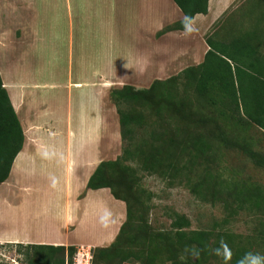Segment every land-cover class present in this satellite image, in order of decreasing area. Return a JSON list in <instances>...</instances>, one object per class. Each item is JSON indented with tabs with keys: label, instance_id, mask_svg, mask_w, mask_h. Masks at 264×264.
I'll return each mask as SVG.
<instances>
[{
	"label": "trees",
	"instance_id": "1",
	"mask_svg": "<svg viewBox=\"0 0 264 264\" xmlns=\"http://www.w3.org/2000/svg\"><path fill=\"white\" fill-rule=\"evenodd\" d=\"M173 1L185 17L164 27L158 37L186 30L182 23L186 17L193 21L209 10V0ZM248 4L251 9L227 14L215 36L206 39L210 49L201 64L167 80H155L147 89L125 85L111 91L122 154L97 166L86 191L110 189L116 200L126 204V220L109 246L92 250L93 264H224L213 254L221 240L229 250L227 264H253L256 255L264 258V187L226 179L210 168L225 149L237 150L264 168V154L248 134L253 126L264 131V54L260 51L264 0ZM250 15L256 18L247 32L243 23ZM24 143L22 124L0 75V186L10 177ZM139 171L158 175L169 184L190 175L193 193L213 206L221 204L223 218L210 229L187 231L191 220L175 214L170 230L156 231L149 223L151 208L136 187ZM243 210L251 214L254 226L239 234L228 226ZM16 247L23 264H72L77 253L75 246Z\"/></svg>",
	"mask_w": 264,
	"mask_h": 264
},
{
	"label": "crops",
	"instance_id": "2",
	"mask_svg": "<svg viewBox=\"0 0 264 264\" xmlns=\"http://www.w3.org/2000/svg\"><path fill=\"white\" fill-rule=\"evenodd\" d=\"M40 1L47 3V11L34 7L35 21L28 20L19 36L0 30V75L25 135L10 177L0 186V244L109 246L122 224L103 244L114 227L96 233L85 215L77 218L73 211L78 202L90 204L94 192L113 196L110 189H100L87 190L82 198L97 166L113 160L107 158L111 146L104 145L108 129L120 126L115 105L108 108L111 91L126 84L147 89L155 80L201 64L210 49L206 39L218 31L227 14L249 0H209L208 13L191 21L198 44L177 48L172 47V38L176 44L181 38L185 43L187 29L157 36L185 17L173 0H169L177 12L173 19L161 8L165 0H141L137 6L132 3L138 0ZM156 8L162 9L157 20ZM28 55L38 58L35 71L24 68ZM58 160L64 167L62 182H51L47 189L34 187L30 179L36 176L56 177L53 163ZM60 192L67 196L62 223L56 204ZM22 193L24 198L18 201L9 197ZM93 206L85 205L84 213ZM117 215L114 220L120 219Z\"/></svg>",
	"mask_w": 264,
	"mask_h": 264
},
{
	"label": "rangeland",
	"instance_id": "3",
	"mask_svg": "<svg viewBox=\"0 0 264 264\" xmlns=\"http://www.w3.org/2000/svg\"><path fill=\"white\" fill-rule=\"evenodd\" d=\"M140 1L141 0H138L132 4L135 3L137 6V4H139L138 2ZM170 3L171 2L169 0H165V8L162 5L161 8L166 10V12L171 16V19H173L175 18L174 13L177 12L174 6ZM34 7L40 10V13H44L48 8L47 3L41 2L40 0H29V2H26L25 0H0V30H11L19 36L22 32H24L28 20H30V22L35 21V13L33 12ZM161 8L155 9L156 20L160 18V13H162ZM243 8L245 11H247V9H251L250 4L248 3H246L244 7H241V9ZM255 18V16L253 17L250 15L244 20L245 22L243 24L247 32H249L250 28L252 27V24L249 22L255 21ZM219 29L220 28H218V30ZM186 37H188V41L184 43L183 39L181 38V42L177 44L175 41L176 38H172V40H174L171 42L173 43L171 44L172 47H185L186 44L188 47L189 45H197L199 42V39L192 31L188 32ZM260 42V51L264 54V39ZM155 47L157 54H161V52L158 51L160 44L156 43ZM38 64V58H35V56H25L24 68L35 71V69L38 68ZM1 66L2 59L0 52V68ZM109 101L108 108L110 109L112 103L110 97ZM248 134L250 138H252L257 144L258 150L264 154V131L256 126H253L251 129H249ZM104 145L108 149L109 145L111 146L110 149L112 153H108L107 158L111 157L113 160H116L122 154L123 143L121 139L120 126L108 129L107 138L104 142ZM61 162L62 161L58 160L53 163L56 177L50 179L47 176H36V178L30 179L34 182V187L47 189L49 185H51V182L52 184L56 183L57 181L61 183V173L64 171V167H61L63 164ZM206 164L209 166L211 165L209 161ZM211 166L212 167L210 168L213 169L215 173L219 171V174L226 179L232 181H245L246 183L264 187V168L255 166L252 161L247 159L243 153H240L237 150H223L219 157L218 163ZM205 167L206 165L203 164L201 166L202 170H205ZM137 175L139 178V184L136 185L137 190L142 194L144 204L151 208L149 214V223L156 231L170 230L172 223L171 217L175 214L186 215L191 220V226L187 229V231L210 229L215 221L222 219L224 216L223 208L219 206L221 204L213 206L209 202L202 201L193 193L192 188L194 179L190 175L180 178L176 177L172 184H169V180H164L158 175H149L143 171H139ZM86 192L87 191L84 193L87 194ZM18 194H10L9 197L11 196L13 198L11 199L12 201H18V198H24L23 193L21 195ZM47 198H49V195H47ZM66 198L67 196L64 193L60 192L57 194L58 202L56 204L60 223H62L65 219L66 208L63 204H65ZM112 198L109 197L107 191L94 192L90 198V204L94 205L92 210L89 211L90 215H86L84 213V206L90 205L86 204V202H78L77 205L79 207L75 208L73 213H75L77 218H81L83 215H85L87 217L85 221L88 227L93 228L96 233L102 234L103 232H109L111 228L114 227L109 233L114 235L115 232L117 233L120 225L126 220V205L124 202ZM29 200H31V197ZM32 200H35L33 196ZM99 200H101L100 202L102 204H95V202L97 203ZM120 211L122 213L117 215ZM239 213L240 216L233 220L228 227L233 232L246 234L250 231V229L253 228L254 223L252 222V218L249 217L251 214H249L247 210L239 211ZM115 215L119 216L120 219L114 220ZM86 223L84 222V226H86ZM84 238H86V236H84ZM110 240L103 242V244L106 242L109 243ZM81 247H76L77 251H79ZM83 247L86 248V251L91 249L92 252V250H94V248L90 246ZM22 261L23 256L18 253V248L16 245L0 244V262L6 264H23Z\"/></svg>",
	"mask_w": 264,
	"mask_h": 264
},
{
	"label": "clouds",
	"instance_id": "4",
	"mask_svg": "<svg viewBox=\"0 0 264 264\" xmlns=\"http://www.w3.org/2000/svg\"><path fill=\"white\" fill-rule=\"evenodd\" d=\"M182 23L188 31L192 30L191 18L186 17ZM213 254L217 255L218 257H221L224 261V264H227V261L230 259L229 250L227 249L226 242L223 240L220 241V246L213 250ZM261 260H264V258L260 257L259 255H256L253 258V264H261Z\"/></svg>",
	"mask_w": 264,
	"mask_h": 264
},
{
	"label": "built area",
	"instance_id": "5",
	"mask_svg": "<svg viewBox=\"0 0 264 264\" xmlns=\"http://www.w3.org/2000/svg\"><path fill=\"white\" fill-rule=\"evenodd\" d=\"M72 264H93V254L91 249L86 251V248L82 246L73 257Z\"/></svg>",
	"mask_w": 264,
	"mask_h": 264
},
{
	"label": "bare ground",
	"instance_id": "6",
	"mask_svg": "<svg viewBox=\"0 0 264 264\" xmlns=\"http://www.w3.org/2000/svg\"><path fill=\"white\" fill-rule=\"evenodd\" d=\"M19 163H20V162H19ZM17 166H18V163L16 162V165H15L16 169H17ZM118 217H119V216H118ZM114 235H115V234H114ZM114 235H113V234H109V235H108V240H110V238L113 237Z\"/></svg>",
	"mask_w": 264,
	"mask_h": 264
}]
</instances>
